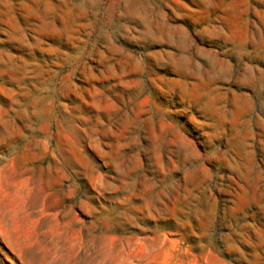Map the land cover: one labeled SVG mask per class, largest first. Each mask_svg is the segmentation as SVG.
Listing matches in <instances>:
<instances>
[{
	"label": "rangeland",
	"instance_id": "obj_1",
	"mask_svg": "<svg viewBox=\"0 0 264 264\" xmlns=\"http://www.w3.org/2000/svg\"><path fill=\"white\" fill-rule=\"evenodd\" d=\"M0 264H264V0H0Z\"/></svg>",
	"mask_w": 264,
	"mask_h": 264
}]
</instances>
